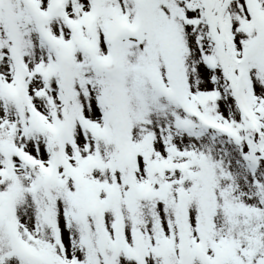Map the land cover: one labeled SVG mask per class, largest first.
I'll list each match as a JSON object with an SVG mask.
<instances>
[{"label": "snow or ice", "instance_id": "6c2138e0", "mask_svg": "<svg viewBox=\"0 0 264 264\" xmlns=\"http://www.w3.org/2000/svg\"><path fill=\"white\" fill-rule=\"evenodd\" d=\"M0 264H264V0H0Z\"/></svg>", "mask_w": 264, "mask_h": 264}]
</instances>
